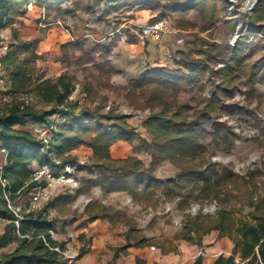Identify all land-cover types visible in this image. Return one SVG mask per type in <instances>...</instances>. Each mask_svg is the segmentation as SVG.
Returning a JSON list of instances; mask_svg holds the SVG:
<instances>
[{"label": "rangeland", "instance_id": "374dc122", "mask_svg": "<svg viewBox=\"0 0 264 264\" xmlns=\"http://www.w3.org/2000/svg\"><path fill=\"white\" fill-rule=\"evenodd\" d=\"M223 1L226 2V8L222 14H218L215 18H206L207 11L201 14L200 11L193 9L183 13L169 10L166 7L169 0H138L130 4L119 2L115 6L108 3L103 5L98 0H68L62 4L60 0H57L53 3L55 5L49 6L52 16H58L62 20H65L67 16L72 17L75 22V30L80 27L81 23L78 21L84 20L82 14L91 13V16H94V23L99 24L97 28L106 24L103 26H106L109 33L116 31L114 36H108L105 38L106 40H102V35L106 31L97 34L94 25L88 26L84 33L88 35L90 34L88 31H92L93 36L90 34L86 37L87 44L82 47L81 41L78 40L72 42V45L78 44V46L70 47L69 45L65 49L61 48L58 55H54L55 60L61 62L64 58L67 60L65 64L62 63L67 68L64 73L68 72L76 78L73 84L77 91L74 99L71 100L75 105L76 113L87 108L100 114L126 116L122 121L133 125L140 136L152 141L151 134L144 127V120L152 112L150 107L142 106L145 102L142 97L136 96L138 99L136 97L131 99L130 95L127 96V90L123 89L124 86L129 84L131 79L140 77L147 68H179L182 73H187L188 70L181 65L182 62L188 61L201 65L202 67L197 72H199L198 77L204 83L202 90L195 87H183L174 94L166 89V98L169 101L174 99L177 105L184 107L185 115L201 122L197 112L203 110L207 105L205 100L212 98L218 89L224 88V92L222 91L216 97L219 106L210 114L209 125L201 124L200 126H202L201 129L204 128L207 132H211L215 129L213 124L218 122L220 123L218 128L224 127L230 131V135L225 136V139H229L226 142L220 140L216 144L212 140L213 138L205 134L202 142L205 144L206 152L191 163L192 166L196 165L200 169L212 164L215 165V169L221 172L223 168H226L236 174L222 185H214V190L209 198H196L199 194L198 190L187 198L191 184L182 182L181 188L173 183L168 184L169 179L176 180L181 169L171 164L170 161H165L153 171V176L158 182H153L146 192L144 188L147 182L141 183L135 198L130 192H122L112 197L105 196V193L104 195L101 193L102 187L100 186L93 187L85 194L77 195L78 189L87 179L98 175L95 167L91 168L94 163L92 149L85 144L77 146L71 152L61 154L60 158L77 156L76 162L79 167L74 169L73 175L79 185L76 182H72V186L63 185L50 200L42 202L41 208H36L37 211L41 210L59 195H65L66 198L70 195L66 201L60 203L59 207L51 208L49 213L51 218L57 217L61 220L57 224V232L52 234L54 237L60 238L58 241L66 242V257L71 259L67 247L73 239L70 234L73 235V229L76 226L71 220H78L86 214L91 216L93 213H102V204L108 206L106 212L109 219L113 221V225L118 223L129 227L128 234L131 235L132 241L145 237L159 242L156 247L161 243L167 248L176 244L174 238L183 231L189 217L198 214L216 215L220 208H224L238 219H250L257 205L261 204L264 208V0ZM36 4L41 7L37 2ZM218 4L223 6L222 1ZM58 7L61 10H57ZM89 7L93 10L89 11ZM23 10H25L23 14L16 17L13 24L2 30L5 35L4 42L8 46L7 53L11 46L16 44V33L19 35V41H34L21 34V28L25 24L21 18L28 14L25 7ZM153 19H167L170 22L171 30L165 33L160 41L151 40L142 44L138 37L131 33V30ZM50 28L40 29L38 27L43 33H48ZM124 36L125 40L122 39ZM110 39H113L111 45H114L117 57L121 60V63H116V65L124 70L119 69L118 73H104L100 77L97 76L100 74L95 69L93 62H101L102 59L99 54H89L87 51L97 44L98 49H101L100 44L107 45L109 43L107 40ZM238 46L239 48L244 46L243 57L234 64L235 68L232 72H229V59ZM38 49L39 42L36 52ZM82 53L90 55L89 57L93 60L85 67L76 65L73 61L76 56ZM131 54H135V56L132 58L129 56ZM49 56L48 53L42 55L37 53L34 61L36 72L32 76V82L22 90L34 98L30 108L35 110H50L53 107L38 95L31 93V90L37 86L38 80L55 82L64 74L62 73L57 78L49 74L48 68L54 65L49 62L54 57L50 58ZM128 63H130V73H127L125 69ZM138 64L144 69L135 75V71L141 69L137 66ZM113 67L116 66L113 65ZM8 71L10 74L9 66ZM223 72L226 73V76ZM84 96H86V100L80 104L78 99ZM50 120H55L58 123L54 129L57 130L63 118L60 115H52ZM106 122L113 123L114 121L106 120ZM40 126L41 124L29 122L26 128L36 136ZM90 126L91 129L88 133L82 130L71 132L78 133L89 140L93 134L100 130V126L93 122ZM219 133L225 135L226 131L221 129ZM133 155L139 157L137 154ZM139 158L146 167H149L152 160L149 154L142 152ZM59 160L55 159L57 162ZM4 162V155L0 154V165H3ZM33 166H37V163H34ZM87 166L95 172L91 173L89 169H84ZM138 181H141V178ZM178 193L181 194V197L177 196ZM110 198L112 203H110ZM30 199L31 195L22 199L18 203L19 207L28 208ZM87 222L88 220L83 224H87ZM130 226H132L131 229ZM2 232L3 228L0 229V233ZM215 232L217 231L215 230ZM90 238L86 236L81 241L78 236V241L83 245H89ZM170 240H172L171 243H169ZM12 248L13 246L8 247L4 251H11ZM117 248L119 249V246ZM235 258L241 260L238 255H235ZM236 262L238 263V261Z\"/></svg>", "mask_w": 264, "mask_h": 264}, {"label": "trees", "instance_id": "16d2710c", "mask_svg": "<svg viewBox=\"0 0 264 264\" xmlns=\"http://www.w3.org/2000/svg\"><path fill=\"white\" fill-rule=\"evenodd\" d=\"M31 1L0 0V28L4 29L13 24L15 18L23 14L25 11L23 8ZM34 1L44 7V3L49 0ZM67 1L60 0V3ZM136 1L138 0H110L108 4L115 6L119 2L130 4ZM221 1L223 6L218 4ZM224 2L223 0H169L166 7L181 13L192 9L200 11L201 14L207 11L206 18H215L218 14H222L226 8V2ZM53 3L55 2H48L45 9L49 17L57 19L59 17L52 16L51 7H49L55 5ZM57 10H61V8L58 7ZM92 10L89 7V11ZM156 20L153 19L151 22ZM85 39L87 38L79 40L82 47L88 42ZM107 41H109L107 45L100 44L101 49H98L97 44L87 51L89 54H99L102 59L101 62H93L89 57L90 55H84V52L76 56L73 61L76 65H83L84 67L93 62L95 69L100 74L97 76L100 77L104 73H118L119 69L114 68L109 59L114 49V45H111L113 39ZM72 42L74 41L62 45L61 48L65 49L69 45L70 47L78 46V44L72 45ZM37 48V40L19 41V35L16 33V44L11 46L6 58L7 66L10 67V80L15 90H24L32 82V76L36 72L34 61ZM243 49L244 46L235 48L229 59V72H232L235 68L234 64L243 57ZM87 52L85 53L87 54ZM22 55L23 58H21ZM66 62L65 58L62 59L63 64ZM181 65L188 70L187 73H182L179 68H147L140 77L131 79L129 84L123 88L127 90L126 95H130L131 99H135L136 96L142 97L145 100L142 106L150 107L152 112L144 120V127L151 134L152 141L140 136L133 125L122 121L126 116L100 114L87 108L76 113L75 105L69 100V96L75 88L73 81L76 78L68 72L62 74L55 82L39 79L37 86L31 90V93L52 104V109L35 110L20 103L16 104L9 114L0 119V146L8 152L7 164L0 169V217L6 220L3 232L0 233V264H68L70 258L65 256L66 242L56 240L52 234L57 232V224L61 220L57 217L51 218L49 213L51 208L59 207L60 203L66 201L70 195L67 198L65 195H59L39 211L27 212V208H24L18 213L10 208L8 199L11 204L16 205L31 195L36 187L35 182H30L34 163L39 166L52 165L58 172L64 168L65 164L77 161V156L60 158L61 154L71 152L77 146L85 144L92 149L94 163L91 168L92 166L95 167L98 173L97 176L84 182L83 186L78 189L77 195L87 193L93 187L100 186L106 192L129 191L135 198L141 183L147 182L144 188L146 192L153 182H158L153 176V171L165 161H170L171 164L181 169L176 180L169 179L168 184L173 183L179 188L182 187V182L191 184L187 198L191 197L192 194L194 195L197 190L199 194L196 198H209L214 190V185L220 186L236 175L226 168H223L221 172L215 169V165L212 164L204 169H200L196 165L192 166L191 162L196 161L199 156L206 152L205 144L202 142L205 134L213 138L212 140L218 144L217 142L220 140L228 141L229 138L225 139V136L230 135V131L224 127L218 128L220 125L218 122L213 124L215 129L211 132H207L204 128L201 129L202 126H200L201 124L209 125L210 114L219 106L216 97L222 91L224 92V88L218 89L212 98L205 100L207 105L203 110L197 112L201 122L185 115L183 113L184 107L177 105L174 99L169 101L166 98V89L175 94L183 87H195L198 90L204 88V83L198 77L199 72H197L202 66L188 61L182 62ZM223 74L226 76L225 72ZM158 107L160 109H157ZM52 115H60L63 120L59 123V128L53 130V141L50 142L52 145L47 152H44L41 149L44 147L42 140L28 131L26 125L29 122H35L56 126L58 123L55 120H50ZM106 120L114 122L108 123ZM92 122L99 125L100 130L93 134L89 140L78 133L71 132L82 130L88 133ZM221 129L226 131L225 135L219 133ZM118 141L129 143L134 154L142 152L149 154L152 158L149 167H146L143 161L135 155L126 158H114L110 148ZM56 158L60 160L57 162L55 161ZM189 163L191 165H188ZM91 168L87 166L84 169H89L91 173H94L95 171ZM140 178L141 181H138ZM3 181L6 182L5 185ZM180 195V193L177 194L178 197H181ZM92 207L94 208V205ZM101 209L103 212L107 210L103 205ZM98 215L101 214L93 213L89 220L93 221L99 217ZM17 220H19V226L16 224ZM76 220L72 219L71 222L74 223ZM215 230L219 232V236L228 237L232 240L234 250L232 255H219L213 264H264V208L261 204L255 207L250 219H238L224 208H220L216 215L198 214L189 217L183 231L176 235V239L202 246L203 237ZM85 238V234L79 235L81 241ZM91 243L92 237L89 239V245L84 244L80 248L78 258L90 250ZM158 243L146 238L138 239L136 242L137 245L141 246H157ZM130 245L132 243L128 239L126 246ZM11 246H13L11 251H4ZM160 247L166 250L164 244L160 243ZM56 248H59L60 251ZM117 250L118 248H116ZM235 255L241 258V262H236ZM118 258L119 254L116 253L113 260L108 264L115 263ZM194 264H203L202 257H197Z\"/></svg>", "mask_w": 264, "mask_h": 264}, {"label": "crops", "instance_id": "0c3cea01", "mask_svg": "<svg viewBox=\"0 0 264 264\" xmlns=\"http://www.w3.org/2000/svg\"><path fill=\"white\" fill-rule=\"evenodd\" d=\"M39 15L40 7H37L34 11L28 12L26 17L21 18V20L25 23L21 28V34L28 39L38 40L39 49L37 53L39 55L48 53L50 54V58L51 56L54 57L53 60H49V62H52L54 65L48 68V72L50 75H53V77L57 78L64 73L67 68L61 61L55 60L54 55H58L60 53L61 46L71 42V38L59 26H53L50 28L48 33H43L42 30L38 29ZM89 17H91V14H82V18L85 21H78V23H81L78 30H75V22L72 17H67L65 20L72 28V33L81 37L85 34L86 23ZM93 25L97 30V34L106 31L101 38L102 40H106L105 38H107L109 34L106 26H103L106 24L98 26V28L97 25L99 24L94 23ZM88 32L93 36L92 31ZM109 59L118 69L124 70V68L116 65V63H121V60L117 57L115 49L112 50ZM137 66L141 68L140 64ZM125 69L127 70V73H130V63H128L127 68ZM143 69L144 68H141L139 71L136 70L135 75L141 73ZM110 152L111 155L117 159L126 158L134 154L132 146L124 141L114 143L110 148ZM141 154L142 153H139L137 155L140 157ZM122 192L129 191L106 192L103 188H101V193H103V195L105 193V196L109 197L118 195ZM99 201L101 200L99 199ZM112 202L113 201L111 200L110 203ZM102 205L106 208L108 207L105 204ZM100 214L101 215H98L99 217H96L93 221H90L89 219L91 216L86 214L84 217L79 218L74 222L76 226L73 229V235L70 234L73 239L67 247L68 255L71 256L68 264H108L113 260L116 253L119 254V258L113 264H194L195 260L199 256L202 257L203 264H213L219 255L223 254L225 256H229L234 250V243L232 240L228 237L219 238L218 231H212L210 234L205 235L202 240V246L186 240L176 239V236L174 238L176 244H173L174 246L171 248L165 247L166 250H163L160 246L156 247V245H137V241H132L131 235L128 234L129 227L119 225L118 223L113 225V221L109 219V215L106 211ZM86 220H88L87 224H83ZM131 227L132 226H130V229ZM80 234H85L88 238L92 237V243L90 250L85 255L78 258L77 254L83 245L80 241H78V236ZM54 238L56 240L60 239L57 236ZM141 238L145 237L137 238V240ZM128 239L130 240L129 242L132 243L130 246H126ZM171 241L172 240L169 242ZM117 246H119V249L116 251Z\"/></svg>", "mask_w": 264, "mask_h": 264}, {"label": "built area", "instance_id": "2783aa9c", "mask_svg": "<svg viewBox=\"0 0 264 264\" xmlns=\"http://www.w3.org/2000/svg\"><path fill=\"white\" fill-rule=\"evenodd\" d=\"M103 5L108 3L110 0H98ZM48 2H57V0H49L44 3V7H40V15L38 18V27L40 29L50 28L53 26H59L62 30L68 34L71 38V41H78L82 38H86L88 35L85 33L83 36L78 37L72 33V30L66 20H62L60 18L52 19L47 15L45 5ZM37 4L35 1L28 3L25 6V9L29 12L34 11L37 8ZM94 16L89 17L86 23V27L93 26ZM4 29L0 28V36H1V45H0V119L9 114L11 109L18 103H23L25 106H31L33 104L34 98L29 95L28 92L22 90H15L12 86V82L10 80V74L7 66V51L8 46L4 42L5 35L3 34ZM171 26L170 22L167 19H157L154 22H146L137 26V28H133L131 33L138 37L140 43L145 44L147 41H160L165 33L170 32ZM118 33V31H117ZM116 31H111L108 36H114ZM125 40V36L122 38ZM132 58L135 54L129 55ZM77 91L76 86L69 96V100L74 99L75 92ZM86 100V96L81 99H78V102L82 104ZM55 129L54 124H41L40 128L36 136L42 140L44 147H42V151L47 152L50 148V142L53 140V130ZM0 154L4 155V164L0 165V169L3 168L8 161V152L5 148L0 146ZM79 164L77 162H72V164H65L64 168L58 172H56L55 167L52 165H43V166H34L32 179L30 182H35L36 187L31 193V199L26 209L27 212L32 210H36V208H41V204L44 201L50 200L54 193L59 190L63 185L72 186V182H76L74 178V169L78 168ZM6 182L3 181L5 185ZM77 185L78 182H76ZM9 206L16 213L22 211L23 209L19 207L18 204H11L8 199ZM19 216V214H17ZM6 224V220L0 217V229L3 228ZM16 224L19 226V220L16 221ZM56 250L60 251L59 248ZM238 263L241 261L239 258H236Z\"/></svg>", "mask_w": 264, "mask_h": 264}]
</instances>
